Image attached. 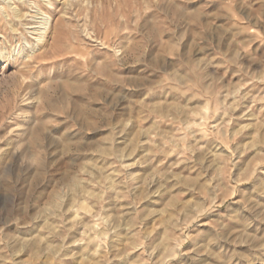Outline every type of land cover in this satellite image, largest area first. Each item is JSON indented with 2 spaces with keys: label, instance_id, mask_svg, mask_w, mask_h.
Segmentation results:
<instances>
[{
  "label": "rangeland",
  "instance_id": "1",
  "mask_svg": "<svg viewBox=\"0 0 264 264\" xmlns=\"http://www.w3.org/2000/svg\"><path fill=\"white\" fill-rule=\"evenodd\" d=\"M0 264H264V0H0Z\"/></svg>",
  "mask_w": 264,
  "mask_h": 264
},
{
  "label": "bare ground",
  "instance_id": "2",
  "mask_svg": "<svg viewBox=\"0 0 264 264\" xmlns=\"http://www.w3.org/2000/svg\"><path fill=\"white\" fill-rule=\"evenodd\" d=\"M44 26H46L47 25V19L45 20V23L43 24ZM42 35H40L39 37H38V39H37V41L38 42H41V40H42Z\"/></svg>",
  "mask_w": 264,
  "mask_h": 264
}]
</instances>
